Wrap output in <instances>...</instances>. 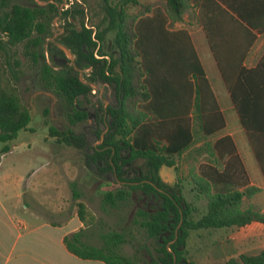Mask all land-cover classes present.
Instances as JSON below:
<instances>
[{"label": "trees", "instance_id": "1", "mask_svg": "<svg viewBox=\"0 0 264 264\" xmlns=\"http://www.w3.org/2000/svg\"><path fill=\"white\" fill-rule=\"evenodd\" d=\"M102 3L106 24L96 33L100 56L94 54L92 29L83 22L77 26L69 21L61 41L77 60L90 67V80L113 84L117 92V103L100 107L108 115L107 130L103 142L92 146L89 154L100 164V171L116 176L115 186L102 193V206L120 209L130 201L137 204L130 225L100 233L102 244L87 242L84 228L65 235L64 243L83 258H98L107 264H141L118 247L133 242L135 231H142L158 252L152 262L143 264H194L185 255L190 230L241 226L253 220L264 222V211L252 202L244 203L259 188L250 184L233 137L221 134L211 138L225 126V118L189 30L174 24L183 21L187 11L197 18L264 175V51L255 65L244 64L257 33L264 31V0ZM5 6L7 9H2ZM51 8L58 11L54 2L29 5L0 0V32L6 37L0 41V48L22 44L24 55L33 64L40 63L42 83L73 107L74 120H83L87 111L77 108L76 100L90 92L89 80L82 81L75 73L41 62L46 17ZM74 13H83V9L73 5L62 10L64 17ZM108 30H113V36L105 42ZM15 77L16 70L9 62L7 68L0 63L2 151L9 149L7 141L27 128L32 118ZM49 132L58 141L77 147L87 145L84 133L54 125H49ZM198 141L202 142L196 153L206 150L207 155L197 170L187 164L185 172L177 160L183 155L188 157L190 147ZM162 164L174 166V183L161 177ZM185 180L193 183L197 197L205 199V210L198 217H194L198 205L183 192ZM77 212L85 220L83 201L77 202ZM225 264H264V249L230 256Z\"/></svg>", "mask_w": 264, "mask_h": 264}, {"label": "rangeland", "instance_id": "2", "mask_svg": "<svg viewBox=\"0 0 264 264\" xmlns=\"http://www.w3.org/2000/svg\"><path fill=\"white\" fill-rule=\"evenodd\" d=\"M12 1L29 5L34 3L48 5L50 2H54L57 5L58 11L51 8L47 12L48 26L43 35L41 62L45 60L56 70L70 71L81 76L85 81L89 80L92 88L86 97L80 96L76 100V107L87 111L86 118L74 120L73 107L67 104L60 94L47 88L42 83L40 80V63L33 64L24 55L22 44L6 46L5 49L0 48V63L7 68L9 62L16 70L14 82L32 116L30 130L24 131L21 129L18 136L8 140V150L2 151L1 148L4 142L0 141V164H3L6 173L12 175L6 177L7 174L2 173L0 176L9 180L10 177L13 179L15 174H23L30 169L36 172V178L32 181L33 185L30 191L31 197L36 201H46L48 204L67 201L72 210L77 209L78 201H83L85 203V221L93 224L86 229L83 238L89 243L100 245L102 244L101 232L110 229L120 230L123 226L130 225L137 204L130 201L120 209L104 208L101 202L102 193L109 187L115 186L113 179L116 176L113 172L100 171V164L98 165L89 156L93 152L92 146H97L103 142L104 133L107 130L105 119L108 115L103 114L100 107L117 103V92L113 84L92 81L88 78L90 67L86 66L83 61L77 60L72 52L73 58H71L69 52L61 46L63 44L61 35L65 30L64 26L69 21L77 26L83 22L84 25L95 26L97 30L103 27V24H106V14L102 6V0H8V4ZM73 5L82 8L83 13L69 14L68 17H64L62 10ZM2 9H7V6ZM129 9L130 11L134 10L132 7H129ZM181 26L192 32L195 45L208 76L214 86L217 87V82H219L218 71L197 18L193 13L187 11ZM112 36L113 30H108L105 42H109ZM198 36H200V40ZM5 38V34L0 32V41L5 40ZM54 45L61 48L63 52L58 51ZM225 115L228 127H231L233 123H238L232 109L225 110ZM49 125L71 130L75 133H84L87 138V145L77 147L64 141H58L56 136L50 134ZM27 142H31V145L28 146ZM239 146L243 155H245V150L240 142ZM30 153H34V155ZM40 155L44 157L41 158ZM29 156H34L35 159L30 160ZM245 160L250 168L248 157L245 156ZM13 163H16L15 170L9 172L11 171L9 168ZM124 168H127V165H124ZM165 168H168V166L166 165ZM184 168V165H182L181 169ZM129 172L131 171L129 170ZM171 172L174 174V170L171 169ZM133 174L131 172L129 176ZM124 175L127 176L128 173ZM165 177L167 178V175ZM72 189L78 195L73 194ZM136 192L139 193L140 190ZM183 192L187 199L198 205V211L194 213V217H198L205 210L204 197H197L190 189L187 180H185ZM134 196H137V193ZM253 199L257 203L264 200V190L255 194ZM25 200L29 201L27 195H25ZM152 202L154 201L151 200ZM234 229V227L223 226L190 230L185 255L194 264H225L226 255L230 250V246L234 243V240L230 239L228 235ZM135 235L133 242L120 244L118 250L124 255L136 259L141 264L145 261L152 262L158 256L153 242L147 239L142 231H135Z\"/></svg>", "mask_w": 264, "mask_h": 264}, {"label": "crops", "instance_id": "3", "mask_svg": "<svg viewBox=\"0 0 264 264\" xmlns=\"http://www.w3.org/2000/svg\"><path fill=\"white\" fill-rule=\"evenodd\" d=\"M182 22L183 21H177L174 26L181 27ZM189 32L197 50L194 36L190 30ZM198 39L200 40V36H198ZM204 39L218 71L219 82H217V87L214 86L206 69L205 71L225 118V126L211 138L214 139L221 134H230L233 137L248 171L250 184H254L259 188L251 197L245 198L244 203L252 202L264 211V200H260V203H257L253 199L255 194L264 190V175L251 148L246 131L239 120L237 111L230 98L229 91L225 87L205 36ZM263 51L264 31L257 33L254 43L251 45L244 58V64L246 66L255 65ZM231 109L234 111L238 123H233L231 127H228L225 110ZM30 123L31 121L27 128L23 129L24 131L30 130ZM201 142L202 141H198L190 147V154L188 157L183 155V157L177 160V164L180 165V168L184 165L185 168L182 170L185 172L187 164L191 166L194 165L195 170H197L199 162L205 159V156L207 155L206 150H203L202 153H196L195 150ZM239 142L245 150V155H243L241 151ZM27 145L30 146L31 142H27ZM30 154L34 155V153ZM40 156L41 158L44 157L42 155ZM245 156L248 157L251 166L250 168L246 163ZM252 157H254L253 160ZM28 158L30 160L35 159L34 156H29ZM15 165L16 163H13L12 166H10L9 170L11 171L9 172L15 170ZM165 166L166 164H162L159 168L161 177L166 182H175L176 173L174 166L167 165L168 168H165ZM171 169L174 170V174L171 172ZM6 172L7 171H5L3 164L1 163L0 174L5 173L7 174L5 175L6 177H8V175L12 176L10 173ZM35 173L36 172L29 169L23 174H15L14 178L12 179L10 177L9 180L0 176V264H107L98 258L80 257L66 247L63 240L65 235L77 231L80 228H84L86 233V229L93 224L92 222L87 223L85 220H82L78 215L77 209L72 210L67 201L48 204L46 201L38 202L31 197L30 191L33 185L32 181L36 178ZM165 175H167V178ZM188 184L190 185V189L196 194V189L194 188L193 183L189 182ZM25 195L28 196L29 201L25 200ZM198 197H201V195ZM230 227L235 228L233 232L228 235L230 239L234 240V243L230 246V250L225 259L230 256H237L241 252L256 253L261 249H264V222L253 220L241 226Z\"/></svg>", "mask_w": 264, "mask_h": 264}, {"label": "built area", "instance_id": "4", "mask_svg": "<svg viewBox=\"0 0 264 264\" xmlns=\"http://www.w3.org/2000/svg\"><path fill=\"white\" fill-rule=\"evenodd\" d=\"M85 25H86L87 27H89V28L92 29V31H91V36H92V39H93L94 41H96V45H95V49H94V54H95L96 56H100V55L98 54V47H99V45H100V41H99L98 37L96 36L97 29H96L95 26H88L87 24H85ZM106 57H107V55H106Z\"/></svg>", "mask_w": 264, "mask_h": 264}, {"label": "water", "instance_id": "5", "mask_svg": "<svg viewBox=\"0 0 264 264\" xmlns=\"http://www.w3.org/2000/svg\"><path fill=\"white\" fill-rule=\"evenodd\" d=\"M61 46H62V48H63L64 50H67V52H69L71 58H73V54L71 53V51H70L65 45L61 44ZM79 78H80L82 81H85L81 76H79ZM117 100H118V99H117ZM175 260H176V256L174 255V261H175Z\"/></svg>", "mask_w": 264, "mask_h": 264}, {"label": "flooded vegetation", "instance_id": "6", "mask_svg": "<svg viewBox=\"0 0 264 264\" xmlns=\"http://www.w3.org/2000/svg\"><path fill=\"white\" fill-rule=\"evenodd\" d=\"M129 170H130L131 172H133V170H132L131 168H129ZM131 172H130V173H131Z\"/></svg>", "mask_w": 264, "mask_h": 264}]
</instances>
